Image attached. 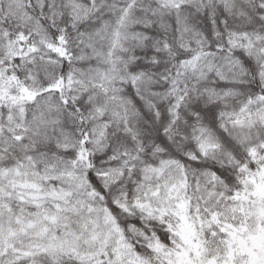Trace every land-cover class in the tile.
Wrapping results in <instances>:
<instances>
[{"label": "snow or ice", "instance_id": "6c2138e0", "mask_svg": "<svg viewBox=\"0 0 264 264\" xmlns=\"http://www.w3.org/2000/svg\"><path fill=\"white\" fill-rule=\"evenodd\" d=\"M0 264H264V0H0Z\"/></svg>", "mask_w": 264, "mask_h": 264}]
</instances>
